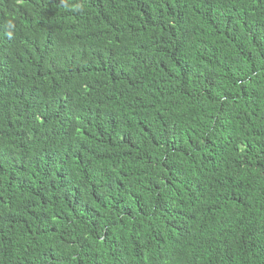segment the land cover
Segmentation results:
<instances>
[{"label":"trees","instance_id":"16d2710c","mask_svg":"<svg viewBox=\"0 0 264 264\" xmlns=\"http://www.w3.org/2000/svg\"><path fill=\"white\" fill-rule=\"evenodd\" d=\"M0 264H264V0H0Z\"/></svg>","mask_w":264,"mask_h":264}]
</instances>
